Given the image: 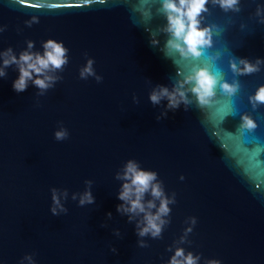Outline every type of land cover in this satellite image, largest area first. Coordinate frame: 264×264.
Instances as JSON below:
<instances>
[{"label": "water", "instance_id": "water-1", "mask_svg": "<svg viewBox=\"0 0 264 264\" xmlns=\"http://www.w3.org/2000/svg\"><path fill=\"white\" fill-rule=\"evenodd\" d=\"M258 4L264 0H240L239 13H225L209 0L201 26H216L213 46L185 59L164 49L160 0H0V26H7L0 50L18 55L32 40L33 51L42 52L47 39L69 50L57 73L62 79L43 96L31 83L13 90L14 66L0 78V264H20L29 254L36 264H167L176 246L199 254V264H264V104L254 109L249 102L264 86V65L241 76L230 68L232 60L264 59ZM33 17L39 23L26 26ZM89 58L100 83L79 78ZM193 66L220 81L238 80L240 88L228 96L217 84L202 106L189 93L187 110L181 104L157 121L167 101L153 106L152 88H171ZM244 115L254 128L242 127ZM60 122L69 138L58 142ZM129 159L157 172L165 193L176 194L170 223L161 238H143L146 248L137 244L135 221L116 210L122 181L115 174ZM85 180L93 181L95 203L81 207L71 196L85 190ZM53 187L68 190L66 215L49 211ZM189 217L197 223L178 244Z\"/></svg>", "mask_w": 264, "mask_h": 264}, {"label": "clouds", "instance_id": "clouds-1", "mask_svg": "<svg viewBox=\"0 0 264 264\" xmlns=\"http://www.w3.org/2000/svg\"><path fill=\"white\" fill-rule=\"evenodd\" d=\"M209 0H160V8L157 10L167 20L159 31L166 33L168 39L164 49L177 53L181 58L198 59L203 51L213 46V28L214 25L201 26L203 13L208 12L206 5ZM214 6H219L225 13H239L241 11L240 0H211ZM255 16L259 18V22L264 24V5L258 4ZM39 23L37 17L25 21L26 26L31 27L33 24ZM243 27V25H241ZM7 26H0V33L6 31ZM19 31V29H18ZM150 40L153 46L159 41L154 38ZM27 48L18 55L13 48L0 50V78L7 76L6 69L15 67L18 70V78L12 83L13 90L17 93L24 92L29 83L34 85L38 92V96H43L49 89L62 79L57 73L62 72L65 65L68 64V49L63 42L54 39L42 41L43 51H33L35 42L26 41ZM85 55H87L85 53ZM215 61L219 59V53L210 56ZM94 60L89 58L86 64L79 70V78L87 80L94 77L97 83L103 79L97 75L93 67ZM261 65H264V59L257 58L255 62H251L246 58H240L230 61L231 71L236 76L250 75L259 72ZM219 84L222 91L228 95H234L240 88L238 80L220 81L216 75L212 74L207 67L193 66L190 74L178 79L171 88L156 85L149 93L148 99L153 106L160 105L162 101H167L163 111L157 116V121L166 119L168 111H175L181 104L187 107L192 104L189 93L196 98L199 105H205L209 99L215 95V88ZM133 102L139 104V99L134 95ZM249 102L255 109L264 104V86H260L254 95L249 96ZM242 127L254 128L255 123L247 116L241 117ZM69 138V132L60 122L58 130L54 132L56 141H64ZM115 179L122 181L119 188L117 198L122 202L117 205V212L122 216L128 217V222L135 221V231L138 237L137 244L141 248L149 245L143 239L151 237L152 239L161 238V234L166 225L170 223L167 219L170 215L171 208L169 205L176 203V194L170 196L165 193L163 183L158 179L155 171L145 170L140 164L134 160H127L123 167L116 172ZM184 179L183 176L180 177ZM85 190L79 193H72L71 199L78 200V206L92 205L95 203V197L92 194V180H85ZM51 206L50 213L52 216L66 215L69 211L63 201H66L69 193L67 189L51 188ZM110 220L112 214L107 213ZM190 226L184 230V234L180 237L178 244L187 242V236L192 232L193 226L197 223L196 217H189L186 221ZM102 227H107L103 224ZM113 234L120 237L119 229H114ZM172 247L168 251H172ZM110 251L117 252L115 247L110 246ZM201 256L193 254L191 251L186 252L183 247L176 246L173 255L167 261V264H199ZM36 264L33 255H25L20 264ZM204 264H221L219 260H205Z\"/></svg>", "mask_w": 264, "mask_h": 264}]
</instances>
